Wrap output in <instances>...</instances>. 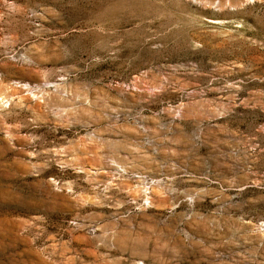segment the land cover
Returning <instances> with one entry per match:
<instances>
[{
	"label": "rangeland",
	"instance_id": "obj_1",
	"mask_svg": "<svg viewBox=\"0 0 264 264\" xmlns=\"http://www.w3.org/2000/svg\"><path fill=\"white\" fill-rule=\"evenodd\" d=\"M0 264H264V0H0Z\"/></svg>",
	"mask_w": 264,
	"mask_h": 264
}]
</instances>
